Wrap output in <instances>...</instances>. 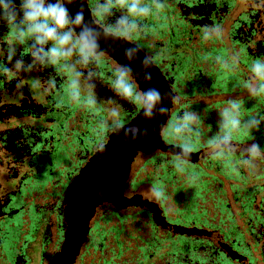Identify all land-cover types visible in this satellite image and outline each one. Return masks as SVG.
Wrapping results in <instances>:
<instances>
[{
	"label": "flooded vegetation",
	"instance_id": "1",
	"mask_svg": "<svg viewBox=\"0 0 264 264\" xmlns=\"http://www.w3.org/2000/svg\"><path fill=\"white\" fill-rule=\"evenodd\" d=\"M164 5L153 19L161 27L152 44L166 52L152 69L162 84L174 86L182 96L184 102L175 115L208 106L200 125L204 135L195 144L194 152H198L209 147L207 139L216 132L213 117L226 106L227 100L213 98H240L244 118L264 113V98L250 97L244 87L251 58L264 55V8L254 7V0H164ZM214 23L224 26V38L203 40L201 26ZM20 47L30 62L25 47ZM205 53L225 57L238 53L240 61L234 71L225 72L210 62L202 63L200 57ZM116 58L126 62L121 55ZM103 70L107 72V65ZM53 71L40 68L20 73L22 88L16 87L15 75L0 77V264H52L64 240L67 238L69 247L78 238L82 207L89 197L74 194L77 180L73 179L94 155L92 142L99 137L108 143L114 136L97 126L99 117L108 118L110 105L101 104L96 116L67 100L55 106L44 87ZM56 75L58 80L64 79L63 73ZM98 94L101 98L114 96L107 83L98 88ZM117 100L124 123H130L139 112L128 102ZM253 135L264 145L263 129ZM234 139L241 145L252 142L244 132ZM162 141L165 147L181 143L172 138ZM149 160L154 163H150L151 186L157 184L151 176L158 166L166 164V175L174 176L167 179L165 197L158 201L166 222L160 219L159 228L150 220L158 209L153 197L150 204L139 201L123 211L98 208L75 264H121V260L143 264L145 259L153 264L157 262L154 253L163 255L166 264H264V160H258L256 170L250 172L238 156L206 157L190 162L183 173L175 170L170 155H152ZM190 175L198 180L190 182ZM174 202L177 207L167 205ZM140 207L146 211H137ZM107 213L129 218L125 228L131 232V227L142 224V233L127 243L123 254L120 237L105 236L101 219ZM136 214L142 215L143 223L131 220ZM114 226L119 229L118 224ZM141 240L152 252L149 259L143 256Z\"/></svg>",
	"mask_w": 264,
	"mask_h": 264
},
{
	"label": "clouds",
	"instance_id": "2",
	"mask_svg": "<svg viewBox=\"0 0 264 264\" xmlns=\"http://www.w3.org/2000/svg\"><path fill=\"white\" fill-rule=\"evenodd\" d=\"M164 6V0H0V55L4 57L0 60V77L15 75L16 87L22 88L20 73L54 69L44 80V87L56 107L67 100L96 116L101 104L110 105L108 118L99 117L97 126L108 135L122 134L126 145L146 142L150 136L178 139V146L168 147L175 170L183 173L191 162L196 141L204 135L200 127L202 113L209 108L205 105L200 111L186 109L177 116L175 108L184 101L174 86L163 91L154 86L141 87V83L155 81L150 69L166 52V48L152 44L161 27L153 19ZM253 6L264 8V0H254ZM201 34L205 41H220L225 28L219 23L204 24ZM20 46L25 47L30 62ZM120 54L126 62L116 58ZM200 60L232 72L240 58L238 53L234 57L205 53ZM135 61L139 62L138 68L133 67ZM105 65L107 72L103 70ZM247 67L249 76L244 87L248 95L264 98V55L251 58ZM56 73H63L64 79L58 80ZM105 83L114 96H99L98 88ZM117 98L128 102L147 123L125 124ZM225 103L216 114V132L207 139L209 157L238 156L244 168L255 171L257 161L264 160V145L253 133L264 129V113L244 118L240 98ZM241 132L250 135L252 142L236 143L234 137ZM92 148L97 153V165L104 167L109 157L115 161L120 151L118 145L99 137L92 142ZM167 154L157 148L153 156ZM188 179L195 183L198 176L190 175ZM148 191L157 201L165 197L155 184ZM97 195L102 197L103 193Z\"/></svg>",
	"mask_w": 264,
	"mask_h": 264
},
{
	"label": "rangeland",
	"instance_id": "3",
	"mask_svg": "<svg viewBox=\"0 0 264 264\" xmlns=\"http://www.w3.org/2000/svg\"><path fill=\"white\" fill-rule=\"evenodd\" d=\"M120 55L123 57L122 54H120ZM138 63H139L138 61L133 62V64H134L133 67L138 68L139 67ZM150 71L155 76V81L154 82H149L147 84L141 83V87L154 86V87H157V88L161 89V86H160L161 82L159 83V81H158V77L156 76L157 73L155 72L154 69H150ZM229 90H230V88H229ZM233 97L234 96H232V95H227V96H224V97L223 96H219V97H216V98H213V99L216 100V101H223V100L232 99ZM213 99H212V101H213ZM204 101H205L204 103H211V100H204ZM213 118L216 121L217 116H214ZM263 133H264V129H263ZM149 143L150 144H155V140L153 139V137H151L150 139H147L146 142L145 141L136 142V143L130 144L129 146H131V145L132 146H134V145L142 146L144 144H149ZM120 144H123L124 146H127L124 143V140L121 141ZM157 148H160L161 150H166V148H163L162 146H159ZM128 152L129 151H127V152L119 151L118 157L115 160L117 162V164L114 163V161H113V163H111L112 160H111V157H110L109 165L111 164L112 171H110L109 167L108 168L104 167V166L101 167L102 169H104V172H101V174H100V184L104 188L105 197L107 199H109V201L113 205V207H117L119 209H125L126 207L134 206L133 204H135V203L138 204L139 201L140 202H144L146 204V203H149L151 201V199H152V196L149 194L148 190L151 187L150 184H149L150 170H151L150 163L151 164H154V163L150 162V160H147V161L143 162V164L140 165V167L138 169H136V167L134 169L131 168V173H130L129 179L132 177V175H133L134 178L132 177L133 179H132L131 182L129 181V179H128V182H126V184H125V186L123 188V192H122L124 197H123L122 194L116 192V184H117L118 177L120 175H122L121 174V168L119 167V165H121L122 160L125 157L124 155L127 154ZM94 169L95 168H92V169L89 168L88 170H86L84 172V174L77 180L76 190L74 188V190H75L74 194L76 196L78 195V197H89L87 204L83 205L82 210H84L85 206L86 207L88 206L89 200H91L90 198L92 197V195L96 194V196H97V193L99 192L98 191V187H96L93 184V182L91 181V179L94 180L93 179L94 177L92 175ZM156 170H158V173L155 175V177L151 176V179L153 181H157L156 186L164 191L165 190L164 182H166L167 179H170V180L174 179V176L168 173L166 175V179H165V177L161 173L162 167L158 166V168ZM134 174H135V176H134ZM95 175L97 176V172L95 173ZM96 182H97V180H96ZM128 183H129V185L131 187L130 191L127 190V188H126ZM95 187L97 188V190H96ZM134 194H135V196H134ZM168 195L172 196L171 193L170 194L168 193ZM130 198L132 199V201H130ZM169 201L172 202L173 200H169ZM167 205L168 206H174V207L178 206L177 202L168 203ZM106 206L112 207L110 204H108ZM199 206H200V204H199ZM84 216L85 215H83L82 222L84 221ZM139 216H140V214H139ZM139 216L136 214L135 216H133L131 218V220H136L137 218H139ZM101 220H102V223H103L102 227H104V229H106V233H105L106 237H113L114 236L116 238V237H120V235H122L124 237H127V238L130 237V230H128V232H127V229L125 228L127 226L126 223L130 220L129 218H120V217H117L113 213H107V214H105L103 216V218ZM115 223L119 225V229H117V228L114 229V227H115L114 224ZM69 238L71 239V237H69ZM69 244H70V242H69ZM67 249H69V247ZM150 253H151V251H150ZM157 255L158 254H156V257H157ZM145 257H148V259H149L150 256H146L145 255ZM143 264H150V263L148 262V260L145 259L143 261Z\"/></svg>",
	"mask_w": 264,
	"mask_h": 264
},
{
	"label": "water",
	"instance_id": "4",
	"mask_svg": "<svg viewBox=\"0 0 264 264\" xmlns=\"http://www.w3.org/2000/svg\"><path fill=\"white\" fill-rule=\"evenodd\" d=\"M158 81H159V83L161 82L159 77H158ZM160 86H161L162 91L169 88V85L167 82H166V84L160 83ZM179 106L180 105H177L175 109H177ZM140 116H141V114L138 113L136 115V117L130 123L134 124L136 122V120L138 119V117H140ZM155 123H157V122H153V124H155ZM121 137H123L122 134L120 136H113L112 140L110 142H108L110 144L113 143V144L118 145L120 151H125V152L129 151L127 154L124 155L125 157L123 158L121 165H119V167L121 168V174L122 175H120L118 177L117 184H116V192H118L120 194H122L123 188H124L126 182H128V179H129V176L131 173V168L134 169L136 167V169H138L140 167V165L143 164V162H145L148 158H150L153 155V153L155 152L157 147L162 146L163 148H166V150H163V151L168 153L167 155L171 156V154L169 152V147H168L169 145H166V147H165L163 145L162 138H160L158 136H153V139L155 140V144L149 143V144H144L143 146H138V145L137 146L136 145L124 146L123 144L119 145L118 143H120V142H118V141H119V139H121ZM209 153H210V147L203 148L198 152H193L192 157H191V162H195L198 159H203V158L209 157ZM96 160H97V153L95 152L94 155L90 158L88 164L80 170L78 175L73 180H74V182L76 180H78L84 174V172L86 170H88L89 168L90 169L95 168L93 171V174H92L94 177L93 178L94 180L91 179V181L93 182V184L96 187H98V190H99L98 193L102 192L103 195H102V197H98V195L94 196V194H93V196L90 198L91 200H89L88 206L85 208V209H87V210H85L86 211L85 212L86 217H85V220H84V223H83V226H82V229H81V232H80L78 238L74 239L73 243H71L69 245V249H67L66 253H64L65 252L64 249L66 247L65 243L67 241V238H66L64 240L63 245H62L61 251L59 252V254L57 255V257L55 258V260L53 261L52 264H75L79 249L82 246V244L84 243V241L86 240V235L89 231L91 223L94 221V217H95V214H96L98 208L104 207L108 204H110L114 210L123 211V210H128L130 208V206L126 207L125 209H119L117 207H113V205L110 203L109 199H107L105 197L104 188L100 184V174H101V172H104V169L101 168L102 166L97 165ZM109 161H110V157H109ZM111 163H113V161ZM114 163L117 164L116 161H114ZM106 167L107 168L109 167L110 171H112L111 164L110 165L108 164ZM96 172H97V176L95 175ZM132 177H133V175H132ZM132 177L129 179V181L132 179ZM96 180H97V182H96ZM72 185H73V181L69 187H71ZM134 196H135V194H134ZM123 197H124V195H123ZM130 201H132L131 198H130ZM133 205L137 206L136 203ZM66 248H68V244H67Z\"/></svg>",
	"mask_w": 264,
	"mask_h": 264
},
{
	"label": "trees",
	"instance_id": "5",
	"mask_svg": "<svg viewBox=\"0 0 264 264\" xmlns=\"http://www.w3.org/2000/svg\"><path fill=\"white\" fill-rule=\"evenodd\" d=\"M152 157V156H151ZM150 157V158H151ZM150 158H148L147 160H149ZM146 160V161H147ZM160 167H162V171H161V173H162V175L165 177V179H166V164H164V165H161ZM158 173V170L156 171V174ZM155 174V175H156ZM155 177V176H154ZM152 182H155V181H153L152 180ZM164 185H165V188H166V182H164ZM151 186V185H150ZM156 204H157V206H158V209H157V211L156 212H152V214H151V216H150V220L152 221V223H153V225L154 226H156V227H159V228H161L160 226H159V222H161V220L160 219H163V221L164 222H166V220H165V218H164V215H163V209H162V206H161V204H160V202H158V201H156ZM142 206H144V205H142ZM132 208V207H131ZM145 207H140V208H138V210L137 211H140V212H142L143 210L144 211H146L145 209H144ZM138 216H139V214H137ZM135 216V215H134ZM136 221L137 222H144V220L142 219V215L140 214V216H139V218H137L136 219ZM117 227V226H116ZM133 230H132V232L130 231V240H128V238L127 237H124V236H122V235H120V241H122V242H120L119 244H120V250L122 251V252H120V254H123L124 252H123V250L124 249H126L127 247H128V242H131L132 240L133 241H135V237H137L138 236V234L139 233H142L141 232V228H142V224H140V223H138V225L137 226H135V227H131ZM128 230L129 229H127V232H128ZM123 239H125V240H123ZM132 241V242H133ZM139 243V242H138ZM141 243L143 244V245H141V247L143 248L142 250L144 251V249H145V251H144V254H143V256H147L149 253H150V251L151 250H149L148 248H149V245H145L144 244V241H142L141 240ZM137 245H140V244H137ZM154 246V245H153ZM143 253V252H142ZM154 253V252H153ZM151 254H152V252H151ZM154 255V257H155V253L153 254ZM143 256H142V259H143ZM158 257V258H157ZM156 257V259H157V262H155L154 261V263L153 264H166V259H164L163 257V255L162 256H157ZM135 261H136V263L138 262H140V260L138 259V258H136L135 259ZM120 263L121 264H125L124 262H123V260H121L120 261ZM129 264V263H128ZM130 264H133V262L132 263H130Z\"/></svg>",
	"mask_w": 264,
	"mask_h": 264
},
{
	"label": "bare ground",
	"instance_id": "6",
	"mask_svg": "<svg viewBox=\"0 0 264 264\" xmlns=\"http://www.w3.org/2000/svg\"><path fill=\"white\" fill-rule=\"evenodd\" d=\"M135 123H140L141 125H143V124H145V123H147V121H145L144 119H143V117H142V115L136 120V122ZM151 137H153V136H150V137H148L147 139H150ZM121 141H123V137H121V139H119V141L118 142H121ZM118 144H120V143H118ZM96 188V187H95ZM96 190H97V188H96ZM99 191V190H98ZM95 193V192H94ZM93 196V195H92ZM94 196H96V194H94ZM93 200V199H92ZM86 209H84L83 210V214H82V216L83 215H86L85 214V211ZM85 217L86 216H84V220H85ZM82 222V221H81ZM84 222V221H83Z\"/></svg>",
	"mask_w": 264,
	"mask_h": 264
}]
</instances>
